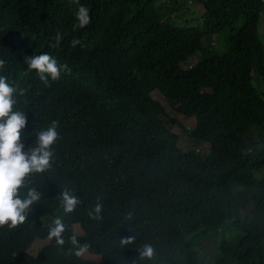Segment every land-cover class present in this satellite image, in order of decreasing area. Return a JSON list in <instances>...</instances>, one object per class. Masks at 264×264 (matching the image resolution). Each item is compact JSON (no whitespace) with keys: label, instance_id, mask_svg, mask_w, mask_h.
Here are the masks:
<instances>
[{"label":"trees","instance_id":"obj_1","mask_svg":"<svg viewBox=\"0 0 264 264\" xmlns=\"http://www.w3.org/2000/svg\"><path fill=\"white\" fill-rule=\"evenodd\" d=\"M161 2L0 0V76L27 116L22 141L34 147L52 121L59 132L52 167L19 191L41 199L22 225L0 227V264L50 263L51 248L27 249L56 218L84 231L97 264H264V0H172L169 13ZM79 5L91 23L73 30ZM42 53L68 65L47 85L25 62ZM176 128L208 151H182ZM62 190L81 201L72 213ZM97 203L102 220L88 215Z\"/></svg>","mask_w":264,"mask_h":264},{"label":"clouds","instance_id":"obj_2","mask_svg":"<svg viewBox=\"0 0 264 264\" xmlns=\"http://www.w3.org/2000/svg\"><path fill=\"white\" fill-rule=\"evenodd\" d=\"M79 4V0H73ZM76 23L73 30H78L91 23L90 9L84 5H79L74 13ZM54 43L51 47H59L63 34L57 32L54 36ZM71 47L77 45L83 47L80 39H73ZM25 62L30 70H35L39 79L46 85L51 81L59 80L61 72L68 70V65H59L57 60L48 53L25 57ZM5 65L4 60H0V68ZM16 89L7 82V77L0 76V227L8 225L15 228L22 225L32 211L35 202L41 199V192L35 187L28 188L26 198H20L19 191L27 187L25 180L33 173H43L49 170L54 163V151L52 146L59 139L58 123L52 121L51 126L46 130H41L36 135L35 146L25 147L22 141L21 131L27 126V116L25 112L13 111L16 103L14 93ZM23 95V93H20ZM81 203L79 197L69 190H62L59 193V204L65 213H72ZM102 204L97 203L93 211L88 213L94 220H102ZM133 214L127 213L126 219L131 220ZM78 236H73L72 232L66 230L65 224L60 218H56L49 227L48 236L36 238L27 249V253L32 244L40 240L43 245L35 256L42 251L51 248L53 257L48 264H82L99 263L101 255L96 251H91V244L85 238V233L81 229L74 230ZM136 237L129 235L119 239L121 247L132 244ZM141 258L149 261L155 256V249L151 244H145L137 249ZM81 253L90 254L98 257L97 261L85 259Z\"/></svg>","mask_w":264,"mask_h":264},{"label":"rangeland","instance_id":"obj_3","mask_svg":"<svg viewBox=\"0 0 264 264\" xmlns=\"http://www.w3.org/2000/svg\"><path fill=\"white\" fill-rule=\"evenodd\" d=\"M162 4H159V6H161L162 8H163V10H164V6L166 7V9H167V12L166 13H169L171 10H172V8L175 6V4H172V0H162V2H161ZM191 7H192V9H196L197 10V5H194V3L192 2V3H190L189 4ZM189 6V7H190ZM190 7V8H191ZM187 18V17H186ZM191 24V23H190ZM191 25H195V24H191ZM263 27V17L260 19V22H259V25H258V31H259V33L262 35V33H261V28ZM261 38H262V41H263V43H264V37H262L261 36ZM213 42H214V45L215 46H217V40H216V38H214V40H213ZM194 63L193 62H190V61H188V62H186L185 64H183L182 66L184 67V68H188L189 66H191V65H193ZM257 80V79H256ZM256 80L254 79L253 80V85L257 88V90L263 95V93L261 92L262 91V89H261V87L257 84V82H256ZM153 97H154V99H157V100H159V101H163V99L158 95V94H156V93H154L153 94ZM263 97V99H264V95L262 96ZM167 110H168V112L171 114V115H174V112H172L168 107H167ZM186 126H187V124H186ZM179 129H174V131L179 135V143H178V147L182 150V151H189V150H192V149H194L195 148V151H198V149L199 150H201L200 152H204V150H205V152H207L208 151V148L207 147H202V148H199V147H192V144H191V142L188 140V138L185 136V134L184 133H182V132H179L178 131ZM260 131H259V129H257L256 127H254V128H252L251 129V131L249 132V134H248V137H249V139L251 140V141H257V136H258V133H259ZM264 174V168L259 172V173H257L256 174V177H260L261 175H263ZM43 245V243H41V241L40 240H37V241H35L33 244H32V246H31V248H30V250H29V252H30V254L31 255H33V256H35L36 254H37V252L41 249V246ZM204 248L206 249V250H210V249H212L211 248V246H210V244H205L204 245ZM213 250V249H212ZM81 256L82 257H85V259H90V260H94V261H97L99 258L98 257H96V256H93V255H90V254H84V253H81Z\"/></svg>","mask_w":264,"mask_h":264}]
</instances>
